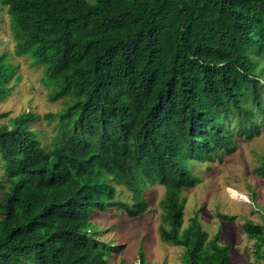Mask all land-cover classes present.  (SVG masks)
Here are the masks:
<instances>
[{
  "label": "trees",
  "instance_id": "1",
  "mask_svg": "<svg viewBox=\"0 0 264 264\" xmlns=\"http://www.w3.org/2000/svg\"><path fill=\"white\" fill-rule=\"evenodd\" d=\"M0 4L19 55L64 104L49 115L48 149L34 113L0 126V264H108L119 247L100 239L93 217L112 207L141 215L156 184L167 190L163 242L184 249L183 264H228L221 232L210 236L198 217L184 227L182 194L198 184L195 162L234 154L237 139L264 127V0ZM13 69L0 54L1 97ZM245 232L264 264L263 226L248 221ZM132 264L153 263L141 252Z\"/></svg>",
  "mask_w": 264,
  "mask_h": 264
},
{
  "label": "rangeland",
  "instance_id": "2",
  "mask_svg": "<svg viewBox=\"0 0 264 264\" xmlns=\"http://www.w3.org/2000/svg\"><path fill=\"white\" fill-rule=\"evenodd\" d=\"M0 10V54H6L14 67L10 88L5 91V97L0 96V126L13 127L23 114L34 113L39 120L31 128L48 149L53 135L49 115L62 111L64 104L51 101L53 88L42 80L43 68L29 56L19 55L12 39L11 17L1 4ZM262 79L259 80L264 86V76ZM259 100H262L261 95ZM236 141L238 146L234 154H224L213 162L207 159L193 164L198 184L193 189L183 190L184 227L191 218L198 217L210 236L221 232L220 244L231 246L232 258L228 264H258L254 257L256 240L245 232V226L252 221L262 225L264 231V127L252 139ZM0 176L4 179L1 168ZM230 189L246 196L247 201H240ZM117 191L120 200L132 203L128 189L119 187ZM166 194L162 185L149 186L145 193L148 210L137 217L131 218L115 207L93 217L95 228L101 232L100 239L119 247L108 264H121L123 260L129 264L138 263L141 252L153 264H183L184 249L163 242L160 236V227L166 226L163 220ZM218 213L236 219L232 223L224 222Z\"/></svg>",
  "mask_w": 264,
  "mask_h": 264
},
{
  "label": "bare ground",
  "instance_id": "3",
  "mask_svg": "<svg viewBox=\"0 0 264 264\" xmlns=\"http://www.w3.org/2000/svg\"><path fill=\"white\" fill-rule=\"evenodd\" d=\"M231 190V193L234 195V196H237L239 198V200L241 201H247V197L246 196H240L236 190H233V189H230ZM240 193V192H239Z\"/></svg>",
  "mask_w": 264,
  "mask_h": 264
}]
</instances>
